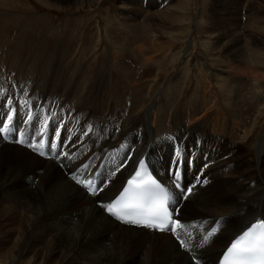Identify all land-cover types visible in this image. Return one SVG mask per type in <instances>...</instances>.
I'll use <instances>...</instances> for the list:
<instances>
[{
	"label": "bare ground",
	"instance_id": "6f19581e",
	"mask_svg": "<svg viewBox=\"0 0 264 264\" xmlns=\"http://www.w3.org/2000/svg\"><path fill=\"white\" fill-rule=\"evenodd\" d=\"M0 49L6 80L16 71L17 77L36 82L30 91L16 87L0 101V127L7 123L11 129L8 139L0 135L1 264H192L193 255L201 264H220L236 236L250 223L264 222V135L255 132L260 119L245 128L230 103L227 79L210 81L217 89L212 98L208 93L186 98L178 119L155 96L147 104L138 102V112L144 111L138 119L131 106L115 103L114 92H91L83 65L76 70L74 60L60 56L57 66L64 72L56 74L48 61L26 64L9 57L11 50L1 44ZM229 52L242 58L235 46ZM247 52L248 60L227 68L244 73L248 64L262 66L264 51ZM35 69L41 72L37 77ZM120 79L132 87L127 77ZM43 149L47 157L41 156ZM177 152L183 191L176 189L170 171ZM143 158L170 190L186 247L170 231L122 224L100 207L129 187ZM88 181L104 190L90 194ZM14 206L20 212L10 217Z\"/></svg>",
	"mask_w": 264,
	"mask_h": 264
},
{
	"label": "rangeland",
	"instance_id": "374dc122",
	"mask_svg": "<svg viewBox=\"0 0 264 264\" xmlns=\"http://www.w3.org/2000/svg\"><path fill=\"white\" fill-rule=\"evenodd\" d=\"M0 44L11 50L13 60L48 61L56 74L64 72L57 66L60 56L74 60L76 70L83 65L91 92H114L115 103L131 106L138 119L144 113L138 112V102L147 104L154 96L178 119L186 111V98L204 93L212 98L217 89L210 81L225 78L232 89L230 103L240 111L245 128L259 116L255 132L264 135V62L248 64L244 73L227 68L248 60L247 51L263 53L264 0H0ZM233 46L242 58L229 52ZM13 73L10 82L4 70L0 73L1 103L16 87L28 92L36 85ZM256 147H263V141ZM133 152L131 148L127 154ZM16 212L20 209L15 206L9 209L10 217Z\"/></svg>",
	"mask_w": 264,
	"mask_h": 264
},
{
	"label": "snow or ice",
	"instance_id": "6c2138e0",
	"mask_svg": "<svg viewBox=\"0 0 264 264\" xmlns=\"http://www.w3.org/2000/svg\"><path fill=\"white\" fill-rule=\"evenodd\" d=\"M12 99L9 98L8 106H12ZM15 109L13 108V112ZM12 119V113H9V120ZM29 119L31 114L29 112ZM11 129L7 123H4L3 127H0V135L4 136V139H8L7 133ZM16 142L23 143L22 139H18ZM55 148V145H53ZM44 153H41L43 155ZM123 167V164L121 165ZM140 166H144V161H140ZM86 167V166H85ZM183 160L181 159L179 152L174 155L172 165L170 168L171 174L174 178V183L177 188H181L180 181L182 180ZM75 179V176H73ZM199 177L197 180L199 181ZM80 183V181H77ZM103 183V181H101ZM206 183V181H205ZM127 187L124 189L125 193L130 190L136 192L153 191L156 195V202L149 203L148 215L146 218H140V209L144 207L142 204L129 203L121 204L119 200L114 203H109L106 207L103 203L100 207L103 208L110 216L115 217L122 223L131 224L139 227H150L158 231H170L175 237L176 241L179 242L181 247H186L183 240H181L178 234V229L181 228V221L179 218L173 220L172 213L168 211L166 207L168 201V195L165 189L151 176H148L147 180L141 178V173L137 171L136 176L128 181ZM88 191L93 195H98L104 189L99 185L96 186V190L93 191L91 182L84 185ZM195 185L188 187L187 192L191 193ZM187 250V249H186ZM228 254L233 255L231 262L225 260L223 264H264V233L259 236H254L251 232H246L244 235L237 240H234L231 246L228 248ZM192 264H201V260L195 255L191 257Z\"/></svg>",
	"mask_w": 264,
	"mask_h": 264
}]
</instances>
